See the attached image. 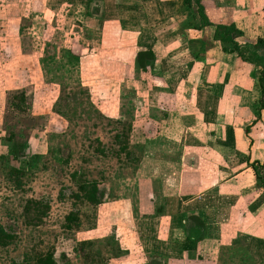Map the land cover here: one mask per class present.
<instances>
[{
  "label": "rangeland",
  "instance_id": "obj_1",
  "mask_svg": "<svg viewBox=\"0 0 264 264\" xmlns=\"http://www.w3.org/2000/svg\"><path fill=\"white\" fill-rule=\"evenodd\" d=\"M77 8L41 11L35 0H0V227L15 237L0 247V264L32 263L47 251L55 264H250L239 237L221 248L186 249L180 260L145 250L140 220L160 213L164 186L187 176L171 175L181 164L177 153H144L161 147L153 139L159 114L134 113L163 77L135 68L136 39L114 23L97 32L77 28L70 16L85 20ZM158 88L169 108L177 99L162 82ZM81 181L97 183L98 205L73 198ZM29 199L49 207L36 226L25 224ZM70 212L79 225L66 231Z\"/></svg>",
  "mask_w": 264,
  "mask_h": 264
},
{
  "label": "crops",
  "instance_id": "obj_2",
  "mask_svg": "<svg viewBox=\"0 0 264 264\" xmlns=\"http://www.w3.org/2000/svg\"><path fill=\"white\" fill-rule=\"evenodd\" d=\"M199 1L209 23L234 25L239 54L220 51L212 26L195 30L196 17L193 29L185 28L193 11L183 0H35L41 11L83 8V22L70 18L86 32L114 23L121 35L132 34L135 53L152 51V71L177 99L165 107L161 82L155 83L151 99L134 111L159 114L152 118L160 123L153 139L161 147L144 153H177L181 164L171 175H187L164 186L160 213L140 220L145 250L180 260L186 249L221 248L226 238L239 237L250 264H264V43L256 42L264 41V0ZM131 131L147 141L138 128ZM189 217L203 224L196 243L184 232Z\"/></svg>",
  "mask_w": 264,
  "mask_h": 264
},
{
  "label": "trees",
  "instance_id": "obj_3",
  "mask_svg": "<svg viewBox=\"0 0 264 264\" xmlns=\"http://www.w3.org/2000/svg\"><path fill=\"white\" fill-rule=\"evenodd\" d=\"M185 6L187 8L192 9V6H195L194 12L191 15L190 19L187 21H193L196 17L197 19V26L195 30H199L200 28L206 27V26H212L213 27V37L212 39L217 41L220 46V51L222 53H236L239 54L238 51V43L236 42V38L240 36V33L235 29L234 25L232 23L221 25V24H211L207 21L204 13L203 8L200 4L199 0H183ZM185 23V28H192L194 25H188V23ZM193 29V28H192ZM257 43H264V41L257 40ZM194 58L197 57V55H193ZM134 66L136 69H138L142 73H147L150 71L153 62H154V56L152 51L150 50H139L134 54L133 58ZM261 81V80H259ZM20 100L23 99V97L19 96ZM14 170H11L13 172ZM18 174V177H16L14 184L15 186L19 187L21 185V179H18L21 173L16 171ZM10 175V174H9ZM73 198L81 201L82 205L86 206H95L99 203V193H98V187L97 183L94 181H81L76 185V193L73 195ZM49 211V207L46 203H43L39 200L35 199H29L25 202V206L23 209L24 215L29 216L30 218L26 219L25 224L28 226H36L41 219L46 216V214ZM79 225V217L75 213H68L63 218V226L62 228L66 231H72L74 229H77ZM203 229V224L200 220H198L196 217H189L185 220L184 223V232L189 240L192 242H197L201 239L200 234ZM14 235L4 231L0 227V247H5L8 245L13 239ZM234 244V242H233ZM173 248V246L171 247ZM243 256L246 260L249 261L247 255L241 249ZM28 261L22 262V264H55L52 252L47 251L44 254L38 255L36 259L32 263H27ZM18 264V263H13Z\"/></svg>",
  "mask_w": 264,
  "mask_h": 264
}]
</instances>
